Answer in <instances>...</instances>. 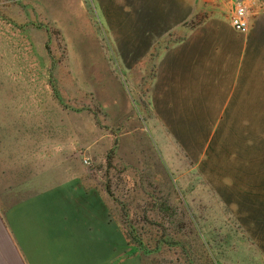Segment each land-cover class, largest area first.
<instances>
[{"label":"rangeland","instance_id":"rangeland-1","mask_svg":"<svg viewBox=\"0 0 264 264\" xmlns=\"http://www.w3.org/2000/svg\"><path fill=\"white\" fill-rule=\"evenodd\" d=\"M233 1L209 15L231 17ZM251 2L249 26L264 11ZM142 5L0 0V148L87 206L89 264H264L256 97L223 105L202 82L198 17L145 50L130 25Z\"/></svg>","mask_w":264,"mask_h":264},{"label":"crops","instance_id":"crops-1","mask_svg":"<svg viewBox=\"0 0 264 264\" xmlns=\"http://www.w3.org/2000/svg\"><path fill=\"white\" fill-rule=\"evenodd\" d=\"M217 1L143 0L131 12L132 32L144 34L146 50L152 48V34L162 36L198 17L194 64L204 73L202 82L227 98L223 105H230L234 95L255 96L264 114V11L242 35L231 27L230 16L209 15ZM31 170L26 176L19 148L11 154L0 148V264H89L100 249L97 244L90 252L87 206L84 212L74 208L71 188L64 185L42 189L40 171Z\"/></svg>","mask_w":264,"mask_h":264},{"label":"built area","instance_id":"built-area-1","mask_svg":"<svg viewBox=\"0 0 264 264\" xmlns=\"http://www.w3.org/2000/svg\"><path fill=\"white\" fill-rule=\"evenodd\" d=\"M252 10L251 0H234L230 24L234 31L240 34H247L249 29L248 17ZM84 164L87 165V162L84 161Z\"/></svg>","mask_w":264,"mask_h":264}]
</instances>
